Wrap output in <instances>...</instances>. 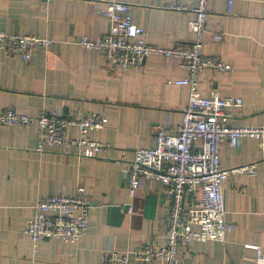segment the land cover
<instances>
[{"label": "crops", "instance_id": "0c3cea01", "mask_svg": "<svg viewBox=\"0 0 264 264\" xmlns=\"http://www.w3.org/2000/svg\"><path fill=\"white\" fill-rule=\"evenodd\" d=\"M130 5L132 24L146 30L147 43L190 45L194 35L190 12L169 11L173 3L194 6V0H106ZM209 0L203 53L228 63L232 70H204L203 95L238 97L232 127L264 126V0ZM104 8V4L100 5ZM111 24L92 4L70 0H0V31L52 40L36 47L31 59L0 50V109L36 118L49 111L107 119L103 129L88 134L110 148L94 159H81L64 149L35 151L37 126L0 128V264H98L106 249L140 251L160 247V223L169 212L165 187L145 180L133 197L123 170L138 149L154 145L157 127L173 131L189 90L176 80L186 72L175 60L148 57L125 72L106 69L102 55L74 42L106 34ZM222 36L214 42L211 35ZM69 138L77 131L70 128ZM255 165V173L232 174L222 183L224 220L232 225L224 243L195 242L178 250L183 264H255L264 247V160L257 141L242 139L236 148L220 146V165L233 169ZM78 186L90 199L89 229L73 244L41 240L36 250L24 229L34 203L57 195L72 196ZM128 264H159L136 261Z\"/></svg>", "mask_w": 264, "mask_h": 264}, {"label": "built area", "instance_id": "2783aa9c", "mask_svg": "<svg viewBox=\"0 0 264 264\" xmlns=\"http://www.w3.org/2000/svg\"><path fill=\"white\" fill-rule=\"evenodd\" d=\"M49 3L52 0H43ZM88 2L96 12L106 18L110 31L93 39L83 36L74 43L85 50L99 52L106 69L125 72L141 66L151 56L175 60L185 70L186 77L173 83L189 90L187 104L181 111V124L173 131L157 127L154 145L138 149L133 160L123 170L128 192L135 195L145 180H156L165 187V197L170 207L160 223V234L165 243L156 247L147 244L130 255L112 249L103 251L98 264H128L130 256L136 261L159 264H183L178 250H186L195 242L216 241L224 243L232 225L224 220L222 183L232 174L255 173V165L223 169L220 165V146L227 142L236 148L242 139L258 142L264 160V126L232 127V111L242 106L238 97H221L217 91L203 95L199 90V76L204 70L230 72L232 67L219 58L203 53L209 0H194V6L173 3L169 11L190 12L189 30L194 35L190 45L163 47L146 41V30L131 22L130 5L106 0H70ZM104 4V8L100 5ZM231 5V0L229 1ZM214 42L222 36L211 35ZM52 40L31 35H14L0 31V50L10 56L31 59L36 47L47 49ZM107 119L96 114L80 117L49 111L36 118L0 109V128H26L37 126L35 151L64 149L81 159H94L110 147L88 137L93 131L104 128ZM75 128L76 138H69L67 131ZM34 214L27 221L24 234L35 251L41 240H58L73 244L89 229L90 199L85 189L78 186L74 195H57L38 199L33 205ZM255 251V264H264V247L251 246Z\"/></svg>", "mask_w": 264, "mask_h": 264}]
</instances>
